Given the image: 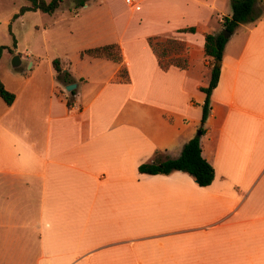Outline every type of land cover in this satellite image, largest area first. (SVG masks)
Returning a JSON list of instances; mask_svg holds the SVG:
<instances>
[{
    "label": "crops",
    "instance_id": "obj_1",
    "mask_svg": "<svg viewBox=\"0 0 264 264\" xmlns=\"http://www.w3.org/2000/svg\"><path fill=\"white\" fill-rule=\"evenodd\" d=\"M88 1L61 3L0 76L15 95L0 97V264H264V0L224 45L200 138L207 186L138 165L177 157L199 129L204 35L222 30L230 1ZM153 36L182 41L187 66L162 69ZM110 43L121 62L80 54Z\"/></svg>",
    "mask_w": 264,
    "mask_h": 264
},
{
    "label": "trees",
    "instance_id": "obj_2",
    "mask_svg": "<svg viewBox=\"0 0 264 264\" xmlns=\"http://www.w3.org/2000/svg\"><path fill=\"white\" fill-rule=\"evenodd\" d=\"M28 5H23L19 8V12L13 15L12 19L18 15L23 14L26 11H41L44 13H53L60 5L62 0H26ZM88 0H73L72 7L77 8ZM231 5L230 15H226L222 18V29H226L231 33L234 31L239 23L252 22L263 11L256 12L254 4L256 0H229ZM10 30V26H9ZM179 31L194 32V27H188L179 29ZM222 31V30H221ZM216 34L207 33L204 35L203 51L204 55L211 59L210 64V78L208 85L201 88L205 93V99L202 104L200 127L197 133L190 138L182 147L180 154L177 157L170 158L165 157L157 160L156 162H145L138 165V171L145 174H169L173 171H182L191 175L199 186L209 185L215 176L214 168L201 154V142L200 138L204 132L203 123L205 122L209 113V102L212 90L215 88L219 74L220 67L216 66L218 60H222L223 50L228 37H225L222 32ZM148 43L158 58V63L162 69L168 68L170 65L177 66L179 68H185L187 66V57L185 55L186 46L184 43L173 37L160 38L153 36L148 38ZM14 46L16 41H13ZM3 50L10 51L11 49L5 46H0V56ZM82 56L87 55L91 57H102L110 59L114 62H121L120 48L117 43L104 44L87 48L81 51ZM172 55V56H171ZM168 58L166 61H163ZM52 66L56 72V78L63 84L71 82L72 79L69 76L67 70H64L59 58L52 60ZM118 76L121 79L126 78V71L124 68L119 70ZM75 90H70V99L67 103H71V98ZM59 94V92H56ZM0 97L6 104H11L14 100V93L7 90L0 81Z\"/></svg>",
    "mask_w": 264,
    "mask_h": 264
},
{
    "label": "rangeland",
    "instance_id": "obj_3",
    "mask_svg": "<svg viewBox=\"0 0 264 264\" xmlns=\"http://www.w3.org/2000/svg\"><path fill=\"white\" fill-rule=\"evenodd\" d=\"M98 1L99 0H90L88 3L93 7V5L97 4ZM125 1L126 0H114L119 7H121L122 4L127 5L128 3ZM72 2L73 0H63L61 2L62 4H60L62 7L67 6L69 3L72 4ZM26 4H28V1L26 0H0V46H5L11 49L2 60L4 63V66L0 68V76L2 77L5 75V67L11 66L13 57L19 54L22 55L27 49V45H30L32 40L31 36H41L42 28L52 21L51 17L53 16L38 10L29 12L26 11L27 13H25L22 18L17 19V17H21L20 15L22 14H20L16 18L12 19L13 15L19 12V8ZM80 7L77 8L79 9ZM258 7L262 8L263 5L260 4ZM79 11L82 13V10ZM83 13L85 14L86 12ZM214 24L218 27L216 22H214ZM65 26H67V24H64V27ZM14 39L16 41L15 46L13 44ZM37 44H40V42L37 41ZM167 59L168 58H165L163 61H166ZM20 69H27V64L24 58H22V65Z\"/></svg>",
    "mask_w": 264,
    "mask_h": 264
},
{
    "label": "water",
    "instance_id": "obj_4",
    "mask_svg": "<svg viewBox=\"0 0 264 264\" xmlns=\"http://www.w3.org/2000/svg\"><path fill=\"white\" fill-rule=\"evenodd\" d=\"M222 34L225 36V37H229L230 36V34H231V32L230 31H228V30H226V29H222ZM220 63H221V61L220 60H218L217 62H216V66H220ZM11 65H12V67H18L19 65H20V56L19 55H15L14 57H13V59H12V61H11ZM76 86V84H74V83H71V84H68V85H66L65 86V90H67V91H70V90H72L74 87Z\"/></svg>",
    "mask_w": 264,
    "mask_h": 264
},
{
    "label": "built area",
    "instance_id": "obj_5",
    "mask_svg": "<svg viewBox=\"0 0 264 264\" xmlns=\"http://www.w3.org/2000/svg\"><path fill=\"white\" fill-rule=\"evenodd\" d=\"M126 2H127L128 4H131V3H132V0H126Z\"/></svg>",
    "mask_w": 264,
    "mask_h": 264
}]
</instances>
